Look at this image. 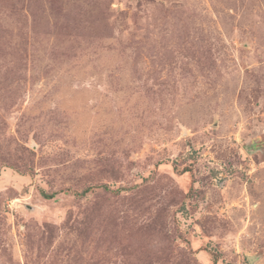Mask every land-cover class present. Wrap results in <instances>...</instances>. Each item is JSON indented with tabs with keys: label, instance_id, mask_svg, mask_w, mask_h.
<instances>
[{
	"label": "rangeland",
	"instance_id": "374dc122",
	"mask_svg": "<svg viewBox=\"0 0 264 264\" xmlns=\"http://www.w3.org/2000/svg\"><path fill=\"white\" fill-rule=\"evenodd\" d=\"M0 264H264V0H0Z\"/></svg>",
	"mask_w": 264,
	"mask_h": 264
},
{
	"label": "trees",
	"instance_id": "16d2710c",
	"mask_svg": "<svg viewBox=\"0 0 264 264\" xmlns=\"http://www.w3.org/2000/svg\"><path fill=\"white\" fill-rule=\"evenodd\" d=\"M43 195H44L45 197H47V198L50 197V196H48L47 194H43Z\"/></svg>",
	"mask_w": 264,
	"mask_h": 264
},
{
	"label": "water",
	"instance_id": "95a60500",
	"mask_svg": "<svg viewBox=\"0 0 264 264\" xmlns=\"http://www.w3.org/2000/svg\"><path fill=\"white\" fill-rule=\"evenodd\" d=\"M251 261V260H250Z\"/></svg>",
	"mask_w": 264,
	"mask_h": 264
}]
</instances>
